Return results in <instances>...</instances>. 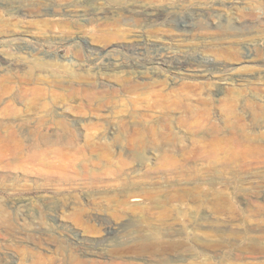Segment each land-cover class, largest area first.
Listing matches in <instances>:
<instances>
[{
	"label": "rangeland",
	"instance_id": "rangeland-1",
	"mask_svg": "<svg viewBox=\"0 0 264 264\" xmlns=\"http://www.w3.org/2000/svg\"><path fill=\"white\" fill-rule=\"evenodd\" d=\"M90 1L0 0V21L15 24L0 31V55L21 46L96 72L113 89L117 78L106 71L107 62L136 65L143 74L134 97L144 100L157 89L167 97L166 107L144 114L165 116L179 138L177 148L141 160L116 148L108 156L59 146L39 152L32 132L40 114L30 110V98L17 96L16 85L29 75H48L52 64L40 67L45 61L19 54L25 68L0 66V81H13L11 93L0 98V264L50 258L71 264L63 263L65 255L85 264H264V0H115L111 11L121 16L134 1L164 15L151 23L121 18V32L105 47L89 39L86 17H71L83 14L78 7ZM48 23L69 25L61 33L67 42L58 41ZM117 96L119 102L99 112L81 110L82 102L73 100L53 107L52 115L82 145L90 124L120 115L126 101ZM41 100L48 105V97ZM203 138L210 152L192 146ZM84 170L102 179L98 188L81 187ZM126 180L132 185L124 186ZM124 192L153 198L145 205L123 198ZM93 200L100 208L93 210ZM116 200L130 209L116 213ZM150 234L159 244L140 251L135 241ZM77 239L84 252L67 246Z\"/></svg>",
	"mask_w": 264,
	"mask_h": 264
},
{
	"label": "bare ground",
	"instance_id": "bare-ground-1",
	"mask_svg": "<svg viewBox=\"0 0 264 264\" xmlns=\"http://www.w3.org/2000/svg\"><path fill=\"white\" fill-rule=\"evenodd\" d=\"M114 1L115 0H108V2H101L100 0H92L87 5L78 7L81 8L80 11L83 14L80 16L77 14L69 16L76 18L86 17V19L84 18L82 21L85 20V22L91 26L88 27L90 28L88 31L89 39L92 42L102 44L105 47L112 39L111 37L117 36L121 32L119 25L123 22L121 18L126 19L127 22L132 21L134 23H138L139 20L143 18L145 19L144 21L151 23L163 18L164 15L162 11L153 9L149 4V6H146L134 1L127 4L128 6H126L125 11L123 10L124 7L122 8L124 15H127L121 16L122 13L120 15L119 13L115 14L111 11ZM69 11L70 10H68V12ZM125 24L127 25V23ZM14 26V23H2L0 21V31L8 30L10 27ZM46 27L48 29L51 28L53 30H58L60 35L58 36L60 39L58 41L67 42V37L61 35V33H67L69 30H71L69 25L62 23H48ZM23 29L24 28L20 29L21 32L27 33V31ZM12 31H14L12 33H15V30ZM9 33H11V31ZM140 37L141 36H139V38ZM54 39H56V37H54ZM10 49L11 52H13L12 55L6 57L0 55V66L3 67V70L8 69L9 71L12 70L11 67H14L13 71L15 72V69L18 67L25 68L26 66L24 64H21L16 60V56L19 54L27 55L33 58V61H45L44 63L40 64V67L42 65L48 66L50 63L52 64L48 75L44 77H38V75H29L16 85L17 96L19 95L21 99L30 98L32 100V102L28 105L30 108H32L30 110L35 111V114H40L39 117L34 121V124L37 128L32 132V135L36 137L37 142L35 149L37 151L43 152L45 150H52L54 146H59L61 149L108 156L113 153L116 148L120 153L134 156L141 160L142 157L149 152H171L176 150L179 138L171 130V123L165 120V116L160 115L155 118H148L144 114L156 107H166L165 102L167 97L165 98L162 92L158 89L149 93L148 97H144V100L140 99L139 97H134L138 91V81L141 79L140 75L143 74L141 72L138 73L139 71L137 72V69H133L136 65H133V68H131L130 66L119 63V61L114 63L107 62L105 65L106 71L113 73V75H116L117 78L115 84L116 89L114 88V90L99 80L98 73L91 70H85L83 66L78 65L79 68L76 69V66L75 64L73 65V63L61 62L55 57L52 58L51 56L40 57L36 54L28 52L27 49L22 48L21 46L10 47ZM103 49L105 50L106 48ZM75 56L78 57V54L76 53ZM35 68L38 69L39 65ZM53 69H57V73L53 72ZM109 73L103 72L99 75L101 76L103 74ZM154 75L155 77H158L156 76L155 72ZM12 83L13 81H10L9 79H6V81H0V98L11 91L12 88L10 87V84L12 85ZM117 93L120 94L121 97H125L126 101L123 105L124 108L119 111L120 115L116 116V118H111L112 120H106L102 123L90 124L91 131L84 136V142L82 145H77L78 143L76 144L78 135L73 130H71L68 124L61 119H56L52 115L53 107L63 105L73 100L82 102L77 106V108L81 110L99 112L104 108L110 107L120 101ZM43 96L49 98L48 105L42 103L41 99ZM139 101H143L145 104L142 106V108L140 107ZM138 108H141L144 111L138 112ZM49 124L54 126V128H52L53 132L44 131ZM106 131L110 132L109 136L106 135ZM192 146L195 150H205L207 152H210L213 149L210 142L205 141V138L194 142ZM118 175H121V173L118 172ZM78 176L80 179L84 180V185L81 187L85 190H93L101 185L99 181L102 179L96 177L92 173L87 172L86 170L80 172ZM119 177L120 176H116L115 178ZM123 185L129 186L132 184H129V181L126 180ZM128 197L135 198V200L132 202H140L145 205H148L153 198L148 192H124L123 198ZM91 204L93 205V210L100 208V203L96 200H93ZM139 205H134V208H140ZM126 206L125 200H116L114 202V211L116 213L123 212L125 208H128ZM141 209L148 210V208ZM105 235H110L109 229H106ZM208 237L209 235H207V238ZM158 240L159 239L156 235L150 234L148 236H139L134 244L135 246H140L139 249L143 252L148 249L156 248L157 244H159ZM81 241V239H77L76 242L69 243L70 245L67 246L75 250L78 247L80 248L78 251L84 252V249L77 245L80 244ZM170 244L177 248L182 246L181 242L179 241L170 242ZM93 255L96 254L94 253ZM50 259L47 260V262L40 261V263H58ZM68 260L71 261V264H85V262L79 259V257L76 255H65L63 258V263H67ZM188 264L194 263L190 262Z\"/></svg>",
	"mask_w": 264,
	"mask_h": 264
}]
</instances>
